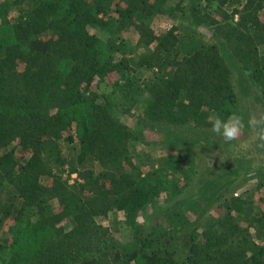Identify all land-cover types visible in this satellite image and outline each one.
I'll use <instances>...</instances> for the list:
<instances>
[{
	"label": "trees",
	"instance_id": "1",
	"mask_svg": "<svg viewBox=\"0 0 264 264\" xmlns=\"http://www.w3.org/2000/svg\"><path fill=\"white\" fill-rule=\"evenodd\" d=\"M169 2L0 0V264H264V213L223 199L242 170L195 183L188 155L217 116L246 117L251 94L264 102V0ZM167 16L172 28L156 32ZM131 90L143 131L119 118ZM154 128L190 134L188 156L146 171ZM261 135L239 153L258 189ZM216 204L224 214L210 219ZM121 214L127 243L104 224Z\"/></svg>",
	"mask_w": 264,
	"mask_h": 264
},
{
	"label": "rangeland",
	"instance_id": "2",
	"mask_svg": "<svg viewBox=\"0 0 264 264\" xmlns=\"http://www.w3.org/2000/svg\"><path fill=\"white\" fill-rule=\"evenodd\" d=\"M177 1L178 0H170L169 3L173 6ZM109 15L112 18L117 17L114 11H109ZM172 23V19L168 16L157 18L156 22L153 24V28L158 33H165L172 28ZM201 31L203 34L207 35L208 38H211V31L209 29L204 27ZM211 42H214V40L211 39ZM143 73L144 74H137V77L147 78V76L150 75V73ZM131 93L132 97H134L136 101L135 106L130 111V114L121 113L119 118L122 123H125L131 129L135 131H143V126H140L138 124V120L141 117L139 108L141 106L143 98L140 97L137 90H131ZM246 97L248 98V101H245L246 98H243L241 106L242 110L247 113V116L243 117L246 123V127L241 130L239 136L235 140L226 144L222 137L218 136L211 130L207 132L206 139H202L200 143L196 145L197 147H195L192 152H190L191 150L188 152V155L189 158L195 162L196 169L194 172V177L192 178V182L195 181V183L200 177L212 181L221 179L225 181V179L227 178L226 173H228L230 170L234 171L237 168L242 170L240 176H232L233 181L236 182L231 186L229 195H226L225 197H223V199H239L243 202H248L252 214L255 217H258L262 213H264V188L258 189L257 173L254 174L252 173V171L248 172L250 169H247V164H239V162L243 159L251 162L250 156L248 155L247 157H242L239 153L242 150L249 151L258 141V129L254 126H247V121L250 119H264V102L261 103L260 99H258V97L253 94ZM127 110L128 108H126V111ZM177 133L178 131L173 128H154L153 130H144L143 134L146 138V144L141 145V149L139 148V153L143 155L145 163L148 164L147 167H144L146 171L147 169H150V167H153V165H155L156 159H159L162 156L174 153H179L184 157L188 156L187 150L189 148H184V144L189 141L190 134L177 135ZM171 137L172 139H170ZM173 139H175V141ZM176 141L181 142V144L179 145V149L181 148V152H178L179 150H175L173 147ZM250 154L251 156H257L256 158H254L252 163L260 166V170L264 173V154ZM258 166H256L254 170H258ZM245 169H247V171ZM74 179L75 177H73L72 181ZM183 183L184 181L181 182L182 185ZM193 188L194 185L192 184V189ZM208 214L211 216L210 219H216L224 214V209L216 204L208 212ZM187 215L192 220L194 219V217L190 213H188ZM124 220L125 217L123 216V214H121V216H119L118 223H115L114 218H112V221H104V224L108 225L110 223V226L115 232V237L119 241L127 243L132 239V232L130 228L123 225ZM139 221L141 223L144 222V224L148 225L149 217L146 218L145 215H141L139 217ZM0 239H8V235H0ZM257 243L264 244V242L260 240H257Z\"/></svg>",
	"mask_w": 264,
	"mask_h": 264
},
{
	"label": "clouds",
	"instance_id": "3",
	"mask_svg": "<svg viewBox=\"0 0 264 264\" xmlns=\"http://www.w3.org/2000/svg\"><path fill=\"white\" fill-rule=\"evenodd\" d=\"M247 126H254L259 130L258 134H264V119H250L247 121ZM245 127L244 119L238 114H233L227 119L217 116L212 131L222 137L227 144L235 140ZM261 138L264 139V135H261Z\"/></svg>",
	"mask_w": 264,
	"mask_h": 264
}]
</instances>
